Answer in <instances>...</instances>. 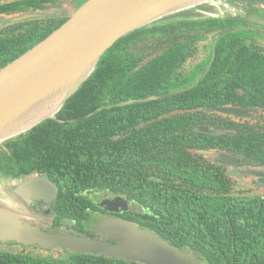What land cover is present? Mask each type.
Here are the masks:
<instances>
[{
  "label": "trees",
  "instance_id": "obj_1",
  "mask_svg": "<svg viewBox=\"0 0 264 264\" xmlns=\"http://www.w3.org/2000/svg\"><path fill=\"white\" fill-rule=\"evenodd\" d=\"M55 1L14 0L1 4L0 12L38 11ZM86 1L68 3L77 9ZM226 1L235 10L264 6V0ZM226 4L221 6L228 7ZM69 18L38 16L15 23L32 27L26 32L28 38L19 42L0 37V68ZM167 20L117 41L57 114L60 121L48 119L4 141L10 153L2 154L23 170L48 172L61 186L57 210L63 222L56 218L57 232L95 237L92 227L97 221L93 216L97 205L89 191L97 189L126 198L131 210L122 214L124 219L138 222L182 250L195 252L202 264H264V196L233 191L230 179L219 167L222 165L198 152L219 149L249 164L264 166V134L254 135L249 126L227 121L218 111L205 110L231 101L227 91L230 95L234 91H225L221 82L240 83L250 93L264 97V56H255L247 49L237 54L228 71L240 77L227 81L211 76L219 65L229 64L222 62V52L205 78L173 77L176 68L188 60L191 41L197 46L196 41L202 38L203 25L257 22L212 17ZM242 36L246 39L244 33ZM223 37L219 38V48ZM132 45L137 51L129 54L126 49ZM175 90L180 92L168 94ZM147 97L158 98L145 100ZM224 125L231 128L226 135L218 130ZM206 127L211 131L201 129ZM63 250L65 253L57 257H43L23 248H0V264H146Z\"/></svg>",
  "mask_w": 264,
  "mask_h": 264
},
{
  "label": "water",
  "instance_id": "obj_2",
  "mask_svg": "<svg viewBox=\"0 0 264 264\" xmlns=\"http://www.w3.org/2000/svg\"><path fill=\"white\" fill-rule=\"evenodd\" d=\"M214 1L87 0L45 39L0 68V143L48 119L60 121L57 114L66 102L95 72L105 53L124 36L165 16ZM38 16L45 15L28 12L14 16L12 21ZM247 18L264 24L262 19ZM63 83L65 86L59 94L52 98L45 95ZM155 98L158 97L145 100ZM214 110L237 116L248 114L237 107H215ZM198 152L216 154L223 165L242 166L238 158L229 154L205 149ZM242 174L264 177V168H249ZM21 184L18 197L0 188L7 194L0 198V242L100 253L146 264H202L195 252L180 249L136 221L113 215L103 216L94 224L99 238L45 231L40 226V218L25 201L30 196L46 197L51 190L57 194V187L46 178L25 179ZM101 205L110 211L129 209V201L119 195L104 199Z\"/></svg>",
  "mask_w": 264,
  "mask_h": 264
},
{
  "label": "flooded vegetation",
  "instance_id": "obj_3",
  "mask_svg": "<svg viewBox=\"0 0 264 264\" xmlns=\"http://www.w3.org/2000/svg\"><path fill=\"white\" fill-rule=\"evenodd\" d=\"M14 0H2L0 2L1 4H6L8 2H12ZM68 1L71 0H57L55 2L49 3L48 6L43 10L33 11L32 9L24 10V11H15L14 13H3L0 12V23L1 20H6L5 18H10L5 21L4 24L0 25V37H8L11 40H14L15 42H19L22 40H25L26 32H29L28 28H31L32 26L26 25V26H17L18 22H24L31 19L36 18H29L18 22H13L12 18L16 15H22L24 13L28 12H34L38 14H43L45 16H40L45 19V17L50 18L51 16L60 18L63 16H71L77 9H75V5L71 2L68 3ZM216 2V3H215ZM222 2L226 4L228 7H222ZM201 7L197 8L194 7L193 9H187L180 11L178 13H174L168 16L163 17L160 20L168 21L167 19L172 20H181L183 19H196L200 17H212V18H221V19H227V18H235V19H247V17H253L256 19H262L264 20V10H261L260 8L264 9V6L261 7L259 5H255L253 8H240L239 10L231 9L229 8L228 2L226 0H215L214 2H209L200 5ZM75 9V10H74ZM196 11L199 13H196ZM3 20V21H4ZM9 20L12 22L8 24ZM158 20V21H160ZM158 21L154 22L157 23ZM151 23V24H154ZM149 24V25H151ZM15 26L13 28H8L9 26ZM148 25V26H149ZM197 28V25H195ZM205 30L202 33V38L197 40L195 44L197 46H194V41H191L192 47L189 51V58L186 62H184L180 67H177L176 70L173 73L174 78H178L179 80H198L203 75L205 78L207 75L210 74L211 69L213 68V65L216 62V59L218 57V53H224L225 57L223 58L222 62L229 61V64L223 67V64L219 65V70L212 72L211 76L213 78H217L220 80L227 81V79H231L232 77H240L239 73L230 72L228 71V68L231 66L232 62L236 59L237 54L243 53L246 49L256 54L255 56H264V24L261 23H239L236 25H227L224 23H220L218 25H203ZM195 31H198L199 29H194ZM232 35H230V34ZM240 33V36H239ZM244 33V37L246 39H242V34ZM221 36H225V38L222 43L220 44L221 48L218 47L219 41H221L219 38ZM238 38V39H236ZM163 50V46L160 49ZM231 58H227V57ZM228 71V72H227ZM257 76V74H251V77ZM201 78V79H202ZM226 85L224 88L225 91L227 89L233 90V95H230V93L227 91L228 97H231V101L227 105H219V106H210L205 107V110L208 112H214L215 107H237L245 110L248 114L246 116H237L231 113H224V119L227 121H236L239 125L249 126L252 130V134H264V97H258L254 95L253 93H250L248 89L240 85V83L236 82H221ZM180 90V89H177ZM172 91L168 94H174ZM178 92V91H177ZM223 98L225 96H222ZM207 131L210 132V127H206ZM219 133L226 135L229 131H231V128L225 127V125L221 128L219 127ZM235 131V129H234ZM261 139L262 136H261ZM254 141H257V139H253ZM219 148H222L220 146ZM10 153L8 148L3 143L0 147V181H9L7 185H5L6 192L13 195H19L18 192L21 191V183L25 179H32V178H46L49 181H51L56 187H57V194H55L54 190H51L47 193L46 197H29L25 201L28 202V205L30 208H32V211L40 218V226L43 230L49 231V232H57V229L55 228L57 224L56 218H58V203H60V195H61V186L53 180L52 176L48 174V172L40 171L38 169H31V170H23V168H19V164L13 162V165L6 157L5 153L2 154V152ZM212 151H217L224 154L232 155L236 158H238L242 162L241 167H235V166H227L223 165L220 162H218L217 158L218 156L216 154H207L211 161L216 163L218 166L221 164L222 166H219L222 168L223 174L228 176V178L231 181V189L233 191H243L246 193H255L260 194L264 196V177H246L241 178L242 171L248 170L249 168H264V166H255L252 164H249L245 161H243L240 157L237 155H234L232 153H228L226 151L213 149ZM241 183V184H239ZM246 187V190H242V188ZM2 196L5 198L6 193L3 191H0ZM93 193V195H92ZM95 194H100L102 199L95 198ZM254 194V195H255ZM90 197L94 200L95 204L97 205V210L95 211V214L93 216L100 219L103 216L113 215L116 217H122L123 213L128 212V210H119V211H110L105 206L101 205V200L107 198H114V194H110L107 192L101 193L100 191H97V189H93L89 191ZM18 197V196H17ZM131 209H129L130 211ZM59 220H62L61 218H58ZM96 221V222H97ZM63 222V220H62ZM94 226V225H93ZM92 230L94 231L93 227ZM63 232V231H62ZM67 233V232H63ZM95 233V232H94ZM71 235H75L72 233H67ZM77 236V235H75ZM94 238H99V236L95 233Z\"/></svg>",
  "mask_w": 264,
  "mask_h": 264
},
{
  "label": "rangeland",
  "instance_id": "obj_4",
  "mask_svg": "<svg viewBox=\"0 0 264 264\" xmlns=\"http://www.w3.org/2000/svg\"><path fill=\"white\" fill-rule=\"evenodd\" d=\"M197 7V6H196ZM193 9V8H192ZM196 13H199V11ZM6 20H1V23L0 25L4 24L5 21H7V19H10V18H5ZM139 49H140V46L139 45H136ZM137 50L134 49V45L128 47L126 49V52H128L129 54L130 53H133V52H136ZM4 142L0 143V147L2 146ZM241 178H246V176L244 174L241 175ZM9 183V181H0V188L2 187H5V185H7ZM241 184V183H239ZM242 190H246V187L243 186ZM93 195V193H92ZM92 197V196H91ZM94 197L98 198V199H102L103 197H101L100 194H95ZM0 198H4L2 196V194L0 193ZM102 202V200H101ZM0 248L1 249H10V250H19V249H25L27 250L28 252H31L32 254H35V255H38V256H43V257H57L59 255H61V253H65V251L63 250V248H59V247H56V248H53V249H44L40 246H32V247H26L25 245H22V244H19L17 242H7V243H3V242H0Z\"/></svg>",
  "mask_w": 264,
  "mask_h": 264
},
{
  "label": "bare ground",
  "instance_id": "obj_5",
  "mask_svg": "<svg viewBox=\"0 0 264 264\" xmlns=\"http://www.w3.org/2000/svg\"><path fill=\"white\" fill-rule=\"evenodd\" d=\"M66 83V82H65ZM65 83L63 84H59L57 86H54L53 88H51V90L49 91V93L45 94L48 98H52L55 94H59L64 86H65Z\"/></svg>",
  "mask_w": 264,
  "mask_h": 264
}]
</instances>
